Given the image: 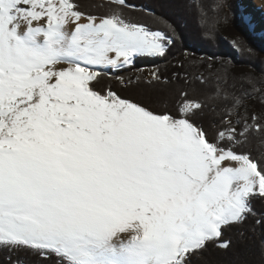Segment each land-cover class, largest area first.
I'll use <instances>...</instances> for the list:
<instances>
[{
  "label": "snow or ice",
  "instance_id": "1",
  "mask_svg": "<svg viewBox=\"0 0 264 264\" xmlns=\"http://www.w3.org/2000/svg\"><path fill=\"white\" fill-rule=\"evenodd\" d=\"M187 3L207 38L228 22L229 0ZM179 27L132 0H0V250L16 254L9 264H195L210 248L230 250V229L242 242L259 235L264 264L255 207L264 151L249 147L254 137L264 147V68L236 73L231 60L209 57L203 72L170 81L156 67L148 87L184 85L159 108L110 83L139 84L112 72L166 58Z\"/></svg>",
  "mask_w": 264,
  "mask_h": 264
},
{
  "label": "trees",
  "instance_id": "2",
  "mask_svg": "<svg viewBox=\"0 0 264 264\" xmlns=\"http://www.w3.org/2000/svg\"><path fill=\"white\" fill-rule=\"evenodd\" d=\"M83 2L87 5L93 0H83ZM132 2L150 8L157 15L177 23L180 26L178 29L180 37L170 48L166 58H137L134 67L114 71L113 75L132 77L134 80L136 76L141 77L139 84L127 90L121 88L117 81L111 80L113 89L122 96L159 108L160 102L164 99H168L171 103L175 98L176 90L184 86L181 81L150 88L143 82L146 79L143 75L145 69L158 67L161 73L171 81L173 73L177 71L181 73L203 72L209 57L213 58L211 62L215 66L231 60L236 73L248 72L253 67L257 71L264 68V32H257L254 26H249L248 21L245 20L240 0H229L231 7L223 9L221 13L222 16L228 17V22L227 24L222 22L219 25L218 34L212 38L202 35L201 29L197 27L196 13L189 10L187 0H132ZM135 18L143 19L139 14H136ZM237 39L243 40L255 50L257 55L249 57L246 53L237 52L232 44V41ZM180 63L184 65L183 69L179 68ZM140 69L143 71H138ZM250 107L255 111L260 110L259 102H250ZM259 141V137H254L250 143L249 147L254 156L257 155L258 150L264 151ZM255 207L264 211V202H256ZM225 239L233 242L230 250L210 248L195 264H260L259 235L242 242L237 231L230 229L225 233ZM15 255L0 250V264H9V256L15 259ZM22 258L27 259L28 264H36L35 258Z\"/></svg>",
  "mask_w": 264,
  "mask_h": 264
},
{
  "label": "bare ground",
  "instance_id": "3",
  "mask_svg": "<svg viewBox=\"0 0 264 264\" xmlns=\"http://www.w3.org/2000/svg\"><path fill=\"white\" fill-rule=\"evenodd\" d=\"M254 8L258 9L261 13L254 10L252 12L251 22L254 25L256 31H264V0H253ZM263 4V5H262Z\"/></svg>",
  "mask_w": 264,
  "mask_h": 264
},
{
  "label": "rangeland",
  "instance_id": "4",
  "mask_svg": "<svg viewBox=\"0 0 264 264\" xmlns=\"http://www.w3.org/2000/svg\"><path fill=\"white\" fill-rule=\"evenodd\" d=\"M252 2H254V1H252V0H240L241 8H242V11H243V14L245 15V17H250L251 18L252 17V12L254 10H256L257 12L262 14V12H260L258 9L254 8L255 5ZM262 7H264V5ZM251 24H252V22H251ZM257 32L263 33V31H257ZM153 70L154 69H145L143 71L144 77L147 78L148 74L150 72H152ZM114 71L115 70H113L112 74L114 73Z\"/></svg>",
  "mask_w": 264,
  "mask_h": 264
},
{
  "label": "built area",
  "instance_id": "5",
  "mask_svg": "<svg viewBox=\"0 0 264 264\" xmlns=\"http://www.w3.org/2000/svg\"><path fill=\"white\" fill-rule=\"evenodd\" d=\"M253 1V0H252ZM253 3V2H252Z\"/></svg>",
  "mask_w": 264,
  "mask_h": 264
}]
</instances>
